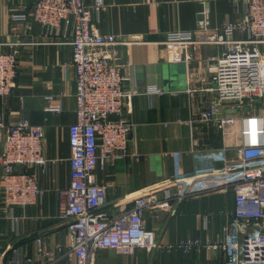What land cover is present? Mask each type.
<instances>
[{"label":"crops","instance_id":"obj_1","mask_svg":"<svg viewBox=\"0 0 264 264\" xmlns=\"http://www.w3.org/2000/svg\"><path fill=\"white\" fill-rule=\"evenodd\" d=\"M35 1L0 0V53L18 56L15 85L0 99V118L5 127L21 116L41 127L42 152L49 163L44 171L34 169L40 190L36 204L16 209L14 227L0 218V264H8L13 248L30 256L33 264H74L69 252L74 237L58 208V193L70 184L68 128L75 122L76 107L72 50L64 44L70 28L60 23L44 30L30 15ZM244 12L241 0H104L103 10L92 15L101 35L127 41L115 47L117 63L124 90L137 91L123 109L122 117L134 124L126 155L95 170V182L107 191L101 212L116 218L142 193L158 192L162 199V190L176 179L190 180L184 186L192 193L148 208L143 221L144 229L154 235L151 250H99L94 264H225L218 250L179 247L187 240H220L234 210V193L224 190L227 178L222 168L240 163V129L230 125L221 130L197 121L216 97L210 66L224 48L202 45L184 61L180 46L164 42L168 34L194 30L203 13L211 28L218 29L242 19ZM234 38L245 39V34ZM148 86L165 93L147 94ZM54 104L60 111H47ZM263 112L264 101L258 100L236 116L258 117ZM5 136L6 129L0 128V153ZM38 239L50 256L38 250Z\"/></svg>","mask_w":264,"mask_h":264},{"label":"built area","instance_id":"obj_2","mask_svg":"<svg viewBox=\"0 0 264 264\" xmlns=\"http://www.w3.org/2000/svg\"><path fill=\"white\" fill-rule=\"evenodd\" d=\"M241 1L245 6L242 19L217 29L211 28L203 13L194 30L168 34L164 42L180 46L184 61L191 60L202 45L224 48L210 66L216 97L199 112L197 121L215 124L221 130L238 125L242 134L237 148L240 163L222 168L227 178L224 190L234 193V210L222 227V238L213 244L182 241L179 247L186 251L195 246L218 250L225 264H264V112L258 117L236 116L247 105L264 101V0ZM103 8L104 0H91L90 4L84 0H36L30 13L46 31L60 23L70 28L64 44L72 50L75 122L68 128L70 184L58 193V208L74 237L75 243L69 248L74 264H94L99 250H151L154 235L144 229L143 221L148 208L192 195L184 186L190 180L176 179L162 190V199L158 192L142 193L129 211L116 218L108 219L101 212L107 191L106 186L95 182V170L126 155L134 124L122 117L123 109L137 94L134 88L124 90L125 78L117 63L115 47L127 41L101 35L93 25L92 15ZM236 33L245 34V39H235ZM17 72V53H0V99L10 94ZM146 93L165 92L148 86ZM47 111L58 113L60 109L54 104ZM0 128L6 129L0 153V218H6L14 227L16 209L35 205L40 195L34 169L44 171L49 161L42 152L41 127L21 116L8 127L0 118ZM37 245L44 256H50L40 239ZM8 264H33V260L20 248H13Z\"/></svg>","mask_w":264,"mask_h":264}]
</instances>
